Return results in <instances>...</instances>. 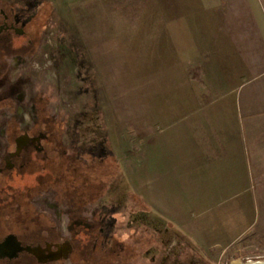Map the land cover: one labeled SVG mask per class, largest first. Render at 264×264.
I'll use <instances>...</instances> for the list:
<instances>
[{"label": "crops", "instance_id": "obj_1", "mask_svg": "<svg viewBox=\"0 0 264 264\" xmlns=\"http://www.w3.org/2000/svg\"><path fill=\"white\" fill-rule=\"evenodd\" d=\"M69 7L103 85L113 138H124L120 174L133 199L203 239L205 229L224 240L237 225H256L264 186L261 1Z\"/></svg>", "mask_w": 264, "mask_h": 264}, {"label": "rangeland", "instance_id": "obj_2", "mask_svg": "<svg viewBox=\"0 0 264 264\" xmlns=\"http://www.w3.org/2000/svg\"><path fill=\"white\" fill-rule=\"evenodd\" d=\"M72 1L0 0V8L8 15L13 8L16 20L33 35L30 50L21 48L18 41L24 39L14 34L11 43L0 46V130L15 122L22 137H34L32 175L16 174L10 182L18 191L33 186L29 216L34 226H51L66 235L77 232L85 239L90 229L104 224L115 242L112 264H264V186L257 193L258 223L237 225L224 240L210 239L222 235L206 229V239L191 234V229L150 214L133 199L120 174L124 138L116 130L113 138L103 85L82 47ZM222 111L218 118L225 119L228 110ZM1 136L0 163L4 155L9 157ZM49 151L56 153L55 160ZM90 154L99 163L86 172L82 161ZM67 181L81 187L91 183L103 191L96 198L80 196L74 186L65 187ZM247 195L242 194L243 201L248 202ZM117 241L129 246L124 260Z\"/></svg>", "mask_w": 264, "mask_h": 264}, {"label": "flooded vegetation", "instance_id": "obj_3", "mask_svg": "<svg viewBox=\"0 0 264 264\" xmlns=\"http://www.w3.org/2000/svg\"><path fill=\"white\" fill-rule=\"evenodd\" d=\"M9 9L10 15L0 8V46L11 43L10 37L14 34L24 39L18 41L20 47L30 50L32 33L27 31V26L21 20H16L13 8ZM0 134L5 141L6 155L9 156L5 159L4 155L0 163V264H112L110 256L114 253L112 250L115 242L109 239L113 235L104 224L90 229L85 239L77 232L66 235L51 226H34L32 217L29 216L33 186L27 187L25 191H18L15 186L10 185L16 174L25 177L32 175L35 162L32 152L35 146L30 141L34 137H22L15 122L7 123ZM20 139H24L22 144ZM97 164L98 161L91 157L88 168L84 170L93 172L92 168ZM68 183L76 185L75 181ZM68 186L65 185L71 189ZM85 186L91 188V183L83 187ZM56 187L62 188L61 185ZM74 187L77 188V194L83 188L77 185ZM18 213L22 214L20 219L16 217ZM106 219L112 221L111 217ZM116 244H119L120 248L117 249L123 253L124 260L128 256L129 247L124 241H117Z\"/></svg>", "mask_w": 264, "mask_h": 264}, {"label": "trees", "instance_id": "obj_4", "mask_svg": "<svg viewBox=\"0 0 264 264\" xmlns=\"http://www.w3.org/2000/svg\"><path fill=\"white\" fill-rule=\"evenodd\" d=\"M49 144L51 145V147H53L54 146V144H53V142H49ZM49 155L52 157V159L53 160H55V157H56V153L53 151V152H51V151H49ZM106 159H109V162H111L112 161V159H111V157H107ZM90 161H91V154L89 155V156H87V157H85L84 159H83V161H82V164H83V166H84V169H87L88 168V165H89V163H90ZM99 163V162H98ZM97 167V166H96ZM97 170H101V169H99V168H96ZM85 171V170H84ZM87 172V171H86ZM69 181H67L66 182V186L67 185H69L68 187L69 188H72L73 186H75L74 185V183H68ZM103 191V190H102ZM101 191V192H102ZM79 192L80 193H78L80 196H82L83 194H85L86 196H88V197H98V193H101L100 192V190H99V188L97 187V186H95V185H93V184H91V188L90 187H83L82 189H80L79 190ZM139 199V198H138ZM140 202H141V200H140ZM141 204H142V202H141ZM129 247V246H128ZM128 253H129V249H128Z\"/></svg>", "mask_w": 264, "mask_h": 264}, {"label": "bare ground", "instance_id": "obj_5", "mask_svg": "<svg viewBox=\"0 0 264 264\" xmlns=\"http://www.w3.org/2000/svg\"><path fill=\"white\" fill-rule=\"evenodd\" d=\"M23 141H24V139H20V141H19V142H20V144H22V142H23Z\"/></svg>", "mask_w": 264, "mask_h": 264}]
</instances>
